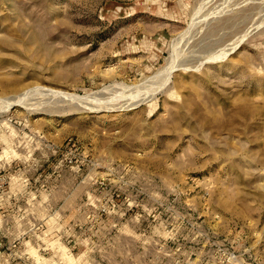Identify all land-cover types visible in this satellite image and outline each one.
<instances>
[{
	"label": "rangeland",
	"instance_id": "374dc122",
	"mask_svg": "<svg viewBox=\"0 0 264 264\" xmlns=\"http://www.w3.org/2000/svg\"><path fill=\"white\" fill-rule=\"evenodd\" d=\"M0 264H264V0H0Z\"/></svg>",
	"mask_w": 264,
	"mask_h": 264
},
{
	"label": "bare ground",
	"instance_id": "6f19581e",
	"mask_svg": "<svg viewBox=\"0 0 264 264\" xmlns=\"http://www.w3.org/2000/svg\"><path fill=\"white\" fill-rule=\"evenodd\" d=\"M146 97V96H145ZM84 101V100H83ZM13 105V104H12Z\"/></svg>",
	"mask_w": 264,
	"mask_h": 264
}]
</instances>
